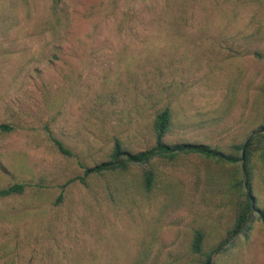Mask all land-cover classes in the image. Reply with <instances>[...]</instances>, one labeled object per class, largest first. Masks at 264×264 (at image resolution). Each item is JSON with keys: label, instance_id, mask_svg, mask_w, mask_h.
<instances>
[{"label": "rangeland", "instance_id": "rangeland-1", "mask_svg": "<svg viewBox=\"0 0 264 264\" xmlns=\"http://www.w3.org/2000/svg\"><path fill=\"white\" fill-rule=\"evenodd\" d=\"M165 105L166 143L240 156L232 147L264 127V0H0V190L24 185L0 198V264H203L223 240L209 264H264L256 211L232 234L245 191L232 166L182 155L77 180L115 138L151 148ZM144 168L155 170L150 192Z\"/></svg>", "mask_w": 264, "mask_h": 264}, {"label": "trees", "instance_id": "trees-1", "mask_svg": "<svg viewBox=\"0 0 264 264\" xmlns=\"http://www.w3.org/2000/svg\"><path fill=\"white\" fill-rule=\"evenodd\" d=\"M53 2H61L63 0H52ZM151 121L152 132L154 136V145L140 152H131L115 138L112 150L108 156V160L93 165L91 167H82L84 169L83 175L77 177V180L84 187L87 186V179L92 176L101 177L106 174L123 173L129 171L135 166L149 167L153 162L158 160L173 161L178 156L182 155H196L213 161L218 166L229 165L233 168L234 178L232 180L235 190L240 191L245 189L240 194L238 202V210L235 216V223L232 229V234L240 233L245 228H249L251 219H253V212H257V218L264 226V209H258L255 200L251 194V178L253 173L252 160L255 156L254 152L264 153V127H259L250 141H246L241 146L234 145L233 150L240 151V156L235 157L233 153L227 154L217 148H212L205 144L180 143L168 144L165 142L166 135L172 126V113L168 105L159 109L154 113ZM55 145L60 153L71 156V152L64 147V145L54 140ZM244 147V152H243ZM239 172L243 174L241 178L237 177ZM156 182L155 170L144 168L141 178V187L143 192H150ZM24 185L13 184L5 189L0 190V198H6L12 195H19L23 192ZM60 199V197L58 198ZM252 201L254 204L252 205ZM204 242V235L200 230L194 232V237L191 243V252L195 255L202 254V246ZM228 241L223 240L214 250L207 253L205 263L209 264L208 260L213 254H219L225 250Z\"/></svg>", "mask_w": 264, "mask_h": 264}, {"label": "water", "instance_id": "water-1", "mask_svg": "<svg viewBox=\"0 0 264 264\" xmlns=\"http://www.w3.org/2000/svg\"><path fill=\"white\" fill-rule=\"evenodd\" d=\"M250 140V138L248 139V141ZM243 152H244V147H243ZM254 204V202L252 201V205Z\"/></svg>", "mask_w": 264, "mask_h": 264}]
</instances>
